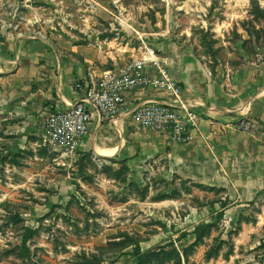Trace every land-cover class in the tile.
I'll list each match as a JSON object with an SVG mask.
<instances>
[{
    "label": "rangeland",
    "instance_id": "1",
    "mask_svg": "<svg viewBox=\"0 0 264 264\" xmlns=\"http://www.w3.org/2000/svg\"><path fill=\"white\" fill-rule=\"evenodd\" d=\"M0 34L238 68L264 62V0H0ZM261 205L167 158L65 155L0 128V264H264Z\"/></svg>",
    "mask_w": 264,
    "mask_h": 264
},
{
    "label": "crops",
    "instance_id": "2",
    "mask_svg": "<svg viewBox=\"0 0 264 264\" xmlns=\"http://www.w3.org/2000/svg\"><path fill=\"white\" fill-rule=\"evenodd\" d=\"M167 75L180 88L181 99L197 117L188 142H174L166 132L135 124L130 114L144 101H167L170 94L134 88L124 94L125 109L101 121L91 111L88 131L77 151L116 161L167 158L210 188L252 200L264 197V62L238 68L212 69L204 60L182 52L156 54ZM125 58L103 42L81 44L0 34V128L21 141L42 134L45 118L84 100L83 89L106 70H119ZM146 71L155 73L153 66ZM247 118L258 122L253 132L235 128Z\"/></svg>",
    "mask_w": 264,
    "mask_h": 264
},
{
    "label": "built area",
    "instance_id": "3",
    "mask_svg": "<svg viewBox=\"0 0 264 264\" xmlns=\"http://www.w3.org/2000/svg\"><path fill=\"white\" fill-rule=\"evenodd\" d=\"M153 66L156 72L146 71ZM84 100L49 114L43 122L46 142L68 155L76 151L88 131L93 110L99 120L116 118L125 109L124 94L134 88H151L170 94L167 101H144L131 111L130 118L138 126L154 132H166L174 142H188L190 129L196 127L197 117L188 103L180 97L179 86L168 77L165 68L151 51L146 56L129 60L119 70H106L93 83L81 86ZM237 130L255 131V120L242 118L235 124Z\"/></svg>",
    "mask_w": 264,
    "mask_h": 264
},
{
    "label": "trees",
    "instance_id": "4",
    "mask_svg": "<svg viewBox=\"0 0 264 264\" xmlns=\"http://www.w3.org/2000/svg\"><path fill=\"white\" fill-rule=\"evenodd\" d=\"M219 216H221V214ZM209 227H210V224H200L194 227L193 233L196 236V241L199 240L206 233Z\"/></svg>",
    "mask_w": 264,
    "mask_h": 264
}]
</instances>
